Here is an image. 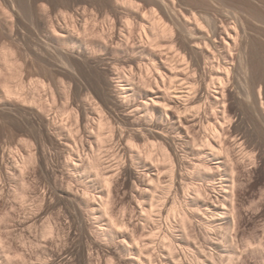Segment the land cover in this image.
<instances>
[{
	"label": "bare ground",
	"instance_id": "obj_1",
	"mask_svg": "<svg viewBox=\"0 0 264 264\" xmlns=\"http://www.w3.org/2000/svg\"><path fill=\"white\" fill-rule=\"evenodd\" d=\"M258 1L264 3V0ZM148 3L153 5L151 9L148 4L133 0H117L115 6L124 17L113 22L106 33L105 30H83L87 37L84 42L76 26L71 29L67 23L55 25L51 12L40 13L46 38L71 67L81 68L82 61L88 64L94 54L102 53L98 61L107 70L110 90L108 94L99 88L83 90L82 104L71 109V124L57 128V134L66 138L60 144L69 148V153L63 151L59 158L68 167L70 176L79 175L80 182L87 181L83 192L55 183L41 201H52L58 195L62 204L75 208L74 211L66 209L64 218L74 223V219L80 217L85 227L87 211L89 220L91 217L97 223L106 220L105 225L98 224L96 232L102 238L113 240V250H106L93 238L99 259L89 256L86 264H110L116 259L118 264H225L226 257L232 264L242 245L228 236L213 239L211 233L224 230L223 224L228 220L245 231L253 224L254 214L245 211L242 191L247 174L261 172H258L259 161H264V151L258 157L256 149L264 148V144L251 126L242 128V112L233 110L231 101L236 91L238 97L254 109L253 127L258 129L259 123L264 122V39H261L264 14L252 0H150ZM124 8L129 11L124 12ZM251 16L263 35L252 34L248 26ZM123 18L128 22H123ZM89 36L100 37V40L96 42ZM0 60L3 63L0 74L4 70L9 74L2 85L3 92L9 95L28 92L26 84L12 85L19 77V63L13 55L1 53ZM38 81L41 89L47 87L45 81ZM44 91L48 92L46 88ZM110 104L114 105V112L109 110ZM170 138L180 141L184 157L170 150L167 144ZM93 144H97L96 150ZM2 150H6L4 146ZM33 153L22 156V163H18L16 157L5 155L0 160L6 164L8 170L1 165L12 180L21 179L23 188L18 194L23 202L28 201V173L35 161ZM45 159L46 154L42 152L39 169H44ZM227 163L233 174L232 182L223 178ZM248 166L253 167L250 170ZM157 167L162 169L157 170ZM163 169L168 173L169 178L164 176L168 180L163 178L167 174H163ZM196 177L203 183L193 182ZM127 178L132 184L129 212L133 211L130 214L127 209L129 216L125 214L123 218L120 214L126 209L119 211L121 203L117 204L116 199L129 194L127 189H121ZM95 181L102 183L108 196L93 193ZM215 189L219 192L214 191L216 196L212 193ZM1 190L4 191L3 187ZM86 215L88 217V213ZM40 216L41 213L39 219L43 217ZM59 216L61 214L54 217L56 224L51 220L55 225L50 222L43 228L46 233L55 231L61 236L67 222ZM197 218L204 238L198 234L201 228L197 227L198 223L196 226ZM73 225H70L71 232ZM54 241L47 242L51 247L48 254L62 256L66 248L59 254V250L54 249L59 245L54 246ZM179 242L189 251L180 253L184 246L177 247ZM4 243L0 234V246ZM250 243L245 246L252 254L264 249L260 241L256 246ZM23 249L22 246V252ZM157 250L161 254L159 258ZM28 254L27 261L33 260ZM127 255L131 257L126 258ZM243 255L245 258H237L250 264L251 254ZM70 258H62L60 263L70 264L74 259Z\"/></svg>",
	"mask_w": 264,
	"mask_h": 264
},
{
	"label": "rangeland",
	"instance_id": "obj_2",
	"mask_svg": "<svg viewBox=\"0 0 264 264\" xmlns=\"http://www.w3.org/2000/svg\"><path fill=\"white\" fill-rule=\"evenodd\" d=\"M116 1L117 0H0V55L1 53L3 54L8 52L13 55L14 59L18 61L17 63H19V77L17 80L12 82V85L16 87L22 83L26 84V87L28 88H26L28 92H17L18 94L15 93L9 95L2 90V85L7 80L9 74L6 70L0 74V160H3L1 157L2 155H5V157L7 156V158L12 159L16 157L20 162H18L17 159L15 160L18 163H22L24 159L22 156H28L31 152H34L33 154L35 155V161L32 163V166L29 167V170L32 171H29L28 173L29 185L27 189V202H23L21 196L18 194V192L21 193L20 191L23 188L21 179L16 177L15 179L13 178L14 180H12V178H10L12 177L10 176V173L8 171L6 172V164L3 161H0V165L4 164L5 166V168L3 165H1L3 168L0 166L2 169H0V189L3 187L5 191L4 192L1 190L0 192L1 194L3 192L5 193L2 194L3 196L1 195L3 199L0 197V234L3 237V243L5 242L0 246V261H2L1 264H54V262L55 264H61V260L64 257H72L70 258L71 260L74 258L72 262L70 260V264H86L89 256L94 255L97 259H99L97 251H95L93 248V238L98 240V242H100L106 250H113V240L102 238L97 233V228L106 224L105 219L99 221V223L92 219V217L91 220H89L90 213L86 208H83L84 212L87 211L83 213L88 219V224L85 227V224L82 222L80 217L75 218L76 220L74 219V223H72V221L68 220L67 218H64L66 217L65 214L67 210L71 209L74 211L75 208H73L71 205H69L70 207L67 206L68 204H62V201H60L61 198L58 195H55V198H53L52 201H41L44 195L56 185L55 183L62 185L64 188L70 189L74 192H79L80 190V193L83 192V188H85L87 181L80 182L81 180L79 179V175L70 176L68 167L59 158L60 153H63V151L69 153V148L60 144V142H65L66 138L65 136L57 134V128L71 124V122H69L71 109L72 107H77V105L82 104V99L84 97L83 90H94L95 88H99L107 94L110 90L108 86L109 76L107 74V70L105 69V66L98 61L102 53L98 52L94 54V58L90 59L88 64L82 61L81 68L71 67L65 60L61 58L56 49L52 47L46 38V34L44 33L41 24L40 13L48 11L51 12L52 21L55 23V25L67 23L71 29H74V26H76L79 32V37L84 42L87 37L83 33V30L87 29L90 32L96 30H100L102 32L105 30L106 33L110 29L113 22H117L121 17H124L121 15L123 13H121V11L116 8ZM133 1L142 5L148 4V9H151L153 6L148 3L150 0ZM252 4L262 14H264V3H260L258 0H252ZM123 10L124 12H127L129 11V8H124ZM129 13L130 12H128L127 15ZM122 21L127 23L128 19L123 18ZM248 22V26L252 28V34L255 37L263 35L259 33L260 30H258V27L256 26L257 21L252 16L248 17ZM88 38L95 39L96 42H98L97 40H100V37L89 36ZM105 38H107L106 35ZM261 39L263 40L264 37L262 36ZM2 65L3 63L0 60V66ZM38 80H43V82L45 81L44 83L47 84V87L45 88L48 92L44 91V87V89H41L40 86L42 84ZM92 93L95 97L97 96L96 92ZM238 96L239 95H237L236 91H234L231 106L233 110H239L242 112L244 117L242 128L244 125L251 126L254 134L255 132L259 133L262 143L264 144V122L259 123L260 127L255 129L253 127V114H255L254 109L246 105L243 99H240ZM238 101H242L244 104L238 105ZM109 110L114 112L113 104L109 105ZM168 140L171 141L172 139L170 138ZM168 140L167 144L170 150H172L174 153L176 152L175 154L177 155L180 154V156H178L182 158L184 152L182 151L183 147L180 146V141L174 140V142L172 140L171 145ZM13 144L15 145L13 146ZM3 146L7 151L2 150ZM11 146L14 149L18 147V150H14ZM93 146H95L93 147V149L95 148L94 150L98 148L97 144H93ZM8 148L10 149L8 150ZM256 150L257 156L260 157L262 151H264V148H257ZM8 151L11 153L9 152L8 154ZM13 152L15 156L13 155ZM42 152H45L46 159L43 161L44 169H39V162L41 161L39 159ZM260 161L258 172H261L255 175L248 173L245 177L247 182L244 181L245 187L242 191L243 207L245 211L254 214L252 226L247 228L245 231L239 224L234 223V221L232 222V220H228L225 221V224H223V227H225L224 230L222 229V233V230L220 233L216 230V232L213 231L211 233L213 239L222 237L224 238L228 236L230 240L232 239L231 241L235 240L236 242L238 240L237 244L239 246L242 245L240 248L238 246L239 250L235 253V255H237L236 257H233L234 264H245V259H238L245 258L243 254L246 256L247 254H251L249 257L250 264L251 262L252 264H264V249L252 254L248 246H245L250 242L255 244L254 246H256L259 241L262 244L264 243V161ZM227 165H229V163H227L223 168V178H228L227 180L232 182L231 176L233 174L230 172V166ZM250 167L252 168L253 166H248V168ZM33 169L36 171H33ZM158 169L159 168L157 167V170ZM161 169L162 168L159 170ZM163 170L165 171V169ZM60 171L63 174H59ZM145 171L150 172L149 169H145ZM164 173L167 172L165 171L163 174ZM56 174L59 176H56ZM6 175H9L10 177H7ZM164 176L169 178L168 173L163 175L164 180H166L167 178ZM68 177H71V180H68ZM197 179V177L195 180L193 179V182L196 184H199L198 182L203 183L202 180L199 181L200 179ZM93 184V193H97V195L98 193H102L104 196H108L106 189L103 187L100 181H95ZM204 184L207 185V187L209 185L208 183L206 184L205 181ZM8 185L13 187L10 189ZM121 189L122 191L127 189L129 192L127 196L122 195V197L120 195L118 197L119 199H116L117 204L121 203V205H118L119 211L126 209L125 212H121L120 214V216L124 218L125 214L129 216L128 214H131V211H133L132 209L129 212V209L132 208V203H130L131 200L129 199L131 196L130 193L132 190V184H130V180L128 178L126 180V185ZM7 190H9V192ZM212 191L215 196L219 193L218 189ZM214 191H216L217 194ZM126 197H128V199ZM120 199H122L123 202L120 201ZM120 207L122 208L121 210ZM83 209H81V212ZM127 209L129 213H126ZM42 212H46L47 214H43ZM40 213V217L43 216L41 218L42 220L39 219ZM86 213H88V217ZM57 214H61L59 217L64 219V222H67L65 223L66 225L63 229L64 232L62 231L63 233L60 237L57 236V232L54 233L55 231L52 234H48L45 232L46 229H43L46 225H49L48 223H50L51 220L55 224L57 223ZM44 215L47 216L45 217ZM55 216L57 218H54ZM53 222L50 224L55 225ZM195 223L196 226L199 224L197 227L200 226L202 229V225L200 224L201 222L198 218ZM233 223L234 225L236 224L238 226L235 225V227ZM72 224H74V227L72 228L71 232L70 225L72 226ZM98 224H100V226ZM94 225H96L95 228ZM93 229L95 230L93 231ZM201 229L200 231L202 233H200L198 230V234H200V238H204V230L202 229V231ZM70 232L71 234H69ZM179 234L182 236V233ZM52 239L55 240L54 242L56 245L54 244V246L59 245V247L53 246L56 251L59 250L57 251L59 254L64 253L65 248L68 254L65 251L64 254H61L62 256L59 255L56 257L50 255L51 247H48L47 242ZM255 239L257 240L254 241ZM240 242H242V244ZM244 242H246V244ZM179 243H177V247L181 245L184 246L182 249H185L182 250L180 249L181 247H179V252H186L188 247H185V245ZM2 246L5 248L1 251L3 248ZM22 246L24 248L23 252ZM17 248L19 250H17ZM25 250L33 256V260L27 261L26 256H29V254L27 255ZM17 252L19 254H16ZM156 252L158 253L157 255L160 254L158 250ZM3 253L5 254L4 257ZM22 253H25V255ZM74 253L76 254L74 255ZM160 255L157 257L159 258ZM51 256L57 259H53ZM58 257H60L59 260ZM125 257L130 258L131 256L127 255ZM24 259L25 261H23ZM226 259H224V263L231 264L227 257ZM116 260H113V262L110 264H113L114 262V264H118L117 262H119V260Z\"/></svg>",
	"mask_w": 264,
	"mask_h": 264
}]
</instances>
